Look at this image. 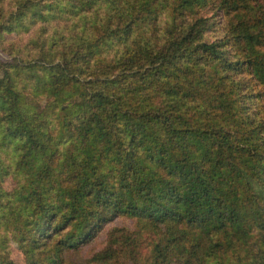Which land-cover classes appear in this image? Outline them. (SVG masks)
I'll return each instance as SVG.
<instances>
[{"label":"trees","instance_id":"obj_1","mask_svg":"<svg viewBox=\"0 0 264 264\" xmlns=\"http://www.w3.org/2000/svg\"><path fill=\"white\" fill-rule=\"evenodd\" d=\"M209 1L0 0V264L11 241L68 264L119 217L74 264H264V117L237 77L264 82V0ZM249 222L261 244L235 254Z\"/></svg>","mask_w":264,"mask_h":264},{"label":"rangeland","instance_id":"obj_2","mask_svg":"<svg viewBox=\"0 0 264 264\" xmlns=\"http://www.w3.org/2000/svg\"><path fill=\"white\" fill-rule=\"evenodd\" d=\"M207 5L209 6L204 7L202 13L205 12V9L211 6V1H209ZM258 9L259 7L256 3L251 2V1H242L238 3L237 6H233L231 9L217 10L213 18L214 21L216 22L215 30H213V33H215V35H221L224 29L226 28V25L230 23L232 24L238 21V19H242L239 17L240 14L246 13V15L251 18L258 12ZM6 37L7 38L12 37V35H7ZM246 51L247 50H245L244 44L240 43V45L236 47L235 52L233 51L234 58L240 54L245 53ZM8 60H10L9 56H7L5 52L0 50V62L8 61ZM241 70H242L241 75L237 77H238V80L243 79L242 83L245 85L244 87L241 88V90H243L242 95H244L243 96L244 103L249 111H253V113L264 117V82L254 78L251 71L246 70L244 68ZM43 102L44 101L41 100V103ZM262 134L264 137V131L262 132ZM262 155H264V152L262 153ZM263 167H264V161H263ZM3 185L6 189L9 190L13 187L14 181L12 180L11 177H6L4 179ZM247 209H249L248 206H247ZM117 226L125 227L126 229L131 230L133 229V222L131 219H128L126 217H119L111 221L104 227V229L97 235V237L91 243L84 246L83 248H81L79 251L75 253L68 254L66 257L67 261H69L68 264H74L75 262H81L85 260L87 257H89L91 254H93L94 252L102 250L107 244L108 231L112 229L113 227H117ZM258 229L256 228V225L251 222L242 224V227L240 226V228H236L235 226H232V225L229 226L228 232L235 236V239L233 238V243L239 244L236 246V249L234 252L235 254L240 253V252L242 253V251L244 250L249 251L251 246H254V249H255V246L261 244V240L259 239V235L257 233ZM238 234H244L246 238L237 240L236 236ZM10 251H11V255H10L11 259L16 264H25L24 254L22 253V250L13 241L10 242ZM147 251H148V248H144L142 250L143 257H145V255L147 254ZM232 251L233 249L227 252L225 254V257L231 258ZM251 253L252 251L248 253V257ZM119 257L115 261L113 260V261L107 262V264H128L126 261L119 259ZM235 260H237V257H234V259H232V262Z\"/></svg>","mask_w":264,"mask_h":264}]
</instances>
